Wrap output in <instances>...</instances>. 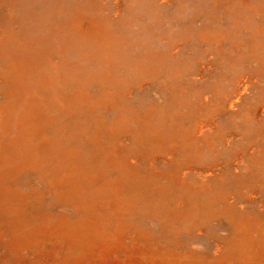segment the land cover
I'll return each mask as SVG.
<instances>
[{
  "label": "rangeland",
  "instance_id": "374dc122",
  "mask_svg": "<svg viewBox=\"0 0 264 264\" xmlns=\"http://www.w3.org/2000/svg\"><path fill=\"white\" fill-rule=\"evenodd\" d=\"M83 1L96 3L94 12L107 13L108 22L101 25L96 14L85 11L76 15L82 11L75 9L72 29L87 33L101 25L98 34L103 37L91 45L108 43L113 38L108 33L129 14L131 3ZM257 1L264 0H202L197 8L199 0H143L145 9L156 6L159 15H168L162 26L170 30L169 35L164 32L154 48L166 49L171 57L186 61L184 70L174 73L171 66L160 65L156 71L114 65L99 49L88 59H80L75 55L80 45L77 40L62 45L54 34L48 52L28 55L21 52L22 45L26 49L29 42L24 41L27 38L14 0H0V105L6 103L12 110L11 104L16 106L14 116L6 119L11 123L4 122L9 131L0 127V197L4 200L0 204V264H264V98L260 96L264 71L256 68L264 59V43L253 47L246 40L230 43L228 36L218 35L200 36L194 44L189 37L195 26L207 24L211 27L206 34L212 35L214 27L226 32L233 21L228 5L239 9ZM254 16L263 20L260 13ZM146 18L143 15L142 20ZM240 19L237 21L246 26ZM142 20L131 27L139 28ZM183 24L186 35L173 38V31H180ZM16 32L10 45L8 38ZM131 45L132 53L143 63L147 47L135 41ZM259 47V55L246 56L247 51L252 53L250 48ZM130 69L142 74H132ZM39 72L57 73L61 81L53 76L28 85V77ZM123 80L126 84L119 85ZM126 98L137 112L154 115L161 110L166 118L153 121L156 132L141 137L136 148L131 133L117 135L106 122L113 119L119 125L127 116L122 107ZM83 105L88 121H76L80 126L73 129L74 139L79 140L75 148L80 143L91 154L94 173L89 179L96 187L101 184L106 194L94 189L93 195L90 184L74 183L75 169L57 168L44 149L40 166L45 171L36 164L20 169V159L8 154L5 147L2 151L1 144L12 141L7 136L29 138L28 128L34 132L45 129L32 139L34 146L41 145L53 137L52 122L42 124L49 121L48 116L57 119L62 111L64 117L63 110L68 112V108L82 114ZM17 108L25 112L23 126L16 122ZM60 117L54 121L58 125L64 120ZM136 119L143 120L139 113ZM101 121L106 127L98 135L99 131H92ZM162 124L166 131L171 130L168 136L161 134ZM88 131L97 137H85ZM103 156L110 160L107 166ZM97 168L103 171L95 172ZM137 177L151 185L149 206L134 207L130 195L123 199L116 195V187L127 189V181H138ZM162 187L178 194L176 200L154 202ZM5 194L9 195L4 198ZM167 213L170 215L164 216Z\"/></svg>",
  "mask_w": 264,
  "mask_h": 264
},
{
  "label": "bare ground",
  "instance_id": "6f19581e",
  "mask_svg": "<svg viewBox=\"0 0 264 264\" xmlns=\"http://www.w3.org/2000/svg\"><path fill=\"white\" fill-rule=\"evenodd\" d=\"M129 3H131L129 14L127 16H125L123 19H121L119 22L115 23L114 28L111 30V32L108 33V35L110 33H113L112 40H110L108 43L100 42L99 45L92 46L91 45L92 42H98V40L102 39L103 34L99 35L98 33L103 28L101 25L104 23H107L108 18H109L108 14L105 12L100 13V14L94 12L95 7H96V5H94V4H96V3H93L90 1L84 2L83 0H14V4H15V7L17 9V15H18L17 19L20 20V23L22 24L21 31L23 30V34L26 36L27 39H29V40H27V39L24 40L26 42H29V46L25 49V47L22 45L21 52H25L28 55H33L35 53L37 55H42V53L48 52L47 51L48 49H46V48L51 45L49 43V41L51 39L53 41L54 37H55L54 35H56V37L58 38V41L62 45L68 40H71V41L77 40L80 43V45H78V52H75V55H78V57L80 59H88V57H90L94 53H97L95 51L97 49H99V50H102V54H103L102 56L108 57L113 62L114 65L115 64H118V65L125 64L127 67H130L131 65H139V66H142L144 69L156 70V71L160 70L161 67H170L171 66V67H173L174 73H181L180 69L184 70L185 62H186L185 60H183L181 58L171 57L167 51L164 52L166 49H164L163 51L162 50L159 51V50L154 48V44H155L157 39H161V36L165 35V33H168V35H169L170 30L169 29L166 30L162 26L164 23V20L168 16L167 13H165L166 16L159 15V9L156 6H151L150 8L145 9V7H143V4H144L143 0H129ZM201 3H202V0H199V4L197 5V8H199V6L201 7ZM88 4L90 6L89 10H87ZM227 8H228L227 11L231 12V14H233L231 16L233 18V21L231 24L227 25L226 32L224 30H221V33H220L218 31L220 29L214 27L210 30L212 35H209V33L208 34H206V33L210 29L211 26H208L207 23H206L207 25H204L200 28L195 26V28H194L195 30L193 31V33L191 32V35L189 36V37H191V39H192V37L194 38V39H192V42L194 44L199 43V37L200 36H201V38H208V37L210 38V37H216L218 35L228 36L231 39L230 43H232L233 41H236V39L238 41L246 40L250 43H253V47H256L258 42L264 43V1L263 2L257 1L254 5H247L246 7H241L239 9L234 8L232 5H228ZM75 9H80L79 11H82V12H78L76 15H78L80 13H84L85 11H88V13L92 12V13L96 14L101 25L95 27L94 30H92L91 32H87V33H78L77 31H75V29L73 30L71 25L72 24L74 25V22L77 18V16L73 15V13H72V11ZM177 12L178 13L182 12V7L179 8V11H177ZM255 13L256 14L260 13V15L263 16V20H260V21L256 20V17L254 16V15H256ZM143 15H147V18L142 20ZM240 18H242L247 23L246 26H244V24L241 25V23L239 21H237V20L242 21ZM140 20H142V21H141V25L139 26V28L134 29L131 27L133 24L137 23ZM75 26H76V24H75ZM183 26H182V29L180 31H177V32L173 31V33L175 34V35H173V33H172L173 38H175V37L179 38V35H181V34L186 35L185 34L186 24L185 25L183 24ZM3 29H5V27ZM246 29H248V32L245 33V31H244V33H243L242 30H246ZM239 32H241L242 35H239L238 34ZM4 33H5V31H4ZM17 35H18V33L16 32V33H13V35L10 38H8L9 42H11V43H9L10 45L14 44L15 36H17ZM88 39H91V41L89 42ZM129 40L130 41L132 40V42L135 41L137 43H141L147 47V50H145L147 55H146V59L143 63L135 56V54L132 53L133 52V47L131 45L132 42H130ZM30 42H32L33 44H31ZM101 43H103V44H101ZM249 50H251L252 53L247 51L246 52L247 57L252 56L253 54H257V55L260 54V53L258 54L260 47L254 48V49L250 48ZM248 53H250V54H248ZM107 60L108 59L103 60L101 62H104ZM160 65H161V67H160ZM256 68L264 71V59H261V62L257 65ZM129 72H132V74H136V75L142 74V73H133V72H136L133 69H130ZM54 74L56 76L51 75L49 73H40V72L35 73L31 77H28V79L29 78L30 79L27 80L28 82L26 81V83L28 85H31L32 83H34L36 81L43 83L44 81H47L46 79L48 77H53V76L56 79V82H60L61 80L59 79V77H57L58 74L57 73H54ZM63 74H65V73H63ZM60 75L62 76V74H60ZM66 75L68 76V73H66ZM230 78H232V77H230ZM116 80H117V78H116ZM232 81H233V79H230L229 83ZM118 84L121 86H124L126 83L123 80L122 83H118ZM28 85L26 86V89L29 88ZM212 92L214 93V91H212ZM12 94L14 97H16L15 91H13ZM260 96L262 98H264V89L261 92ZM124 97H126V96H124ZM77 98H81V97H77ZM10 100L13 101L12 98H10ZM28 100H30V99H28ZM126 100H127V98H126ZM48 101H49V99H48ZM11 105L14 107L13 110L6 103H4V105H0V127H2L4 131H6V130L9 131L8 129H10V127L4 122H7V123L10 122L6 119H8L10 116H14V112H15L14 110L16 109L15 108L16 106L14 104H11ZM54 105H58V103L54 104ZM122 107H124L126 109L125 113H127V116L130 118L131 122L133 120V123L129 124V122H128L129 119L127 116L123 117L122 121L119 120V125H116L113 121L111 122V120H113V119L108 120L106 122L107 123L109 122L111 127L115 128L114 130H115V133L117 132V135H120V134H122L121 132H125V131L131 133L135 139L134 148L137 147L138 140H140L141 137H142V139L144 137L146 139L150 135H152L153 132H156L155 128H154L153 121L155 122L157 120H163V121L166 120L165 114H163L164 113L163 111L155 110L154 115H153V113H152V115H150L148 111L147 112H144V111H141V112L138 111L137 112L131 106H129L128 100H127V103L126 102L123 103ZM24 108H25V106H24ZM73 108H75V107H73ZM129 108L131 109L132 113H129ZM17 109H19V108H17ZM83 109L86 110L85 105H83V107L81 108L82 114H78V110L72 109V108H68L67 109L68 112L66 110H63L66 113L64 115V117L62 115L63 114L62 111H60L61 114L57 115V119L61 118L60 116H62L64 120H63V122L59 123V125L57 122L56 123L54 122L56 117H55V119L54 118L52 119L48 116L47 119L49 121H45L42 124L47 125V124H50V122H52L50 127L52 128L53 137L48 139L47 141H43L41 143V145L38 144L37 146H34L32 144V139H33L34 133H36V135L40 136L43 132H45L44 131L45 129L42 128L41 131H38L39 129H36L34 132L30 128H28V130H30L29 138H28V136H26L24 138L23 135L22 136H18V135L7 136L12 141L9 142L7 146H5V143L1 144L2 151L4 150V147H5V149H7L8 154H14L13 156H15V158L20 159V169L28 168V166L31 168H34V166L32 167V165L36 164V166L39 169L45 171L46 168H44L43 166H40V164L43 162V160L41 158L43 157V149H44L48 152V155H50V157L52 158V159H48V161H51V163L53 161L54 165L57 166V168L64 169L65 167L68 166V167L75 169V173H78V175L77 174L74 175V177H73L74 183L90 184L89 187H90V190H92L93 195H95V193H96L94 191V189H97L99 192H103L104 194H106L104 191V187L101 184L98 185V187H96V186H94V183H96V182L89 179L92 177V174L94 173V170L92 168L93 163L89 164L91 161V157H92L91 154L89 152L88 153L85 152V150H83L82 145L80 143H79L78 148H75V145L79 140L76 141L74 139L75 133H74L73 129L76 126H80V125H77L76 121L78 119L81 120V118L85 122L88 121L85 119V116L87 113ZM24 113L25 112L21 111V110L17 113L18 116H17L16 122L18 124L20 122L19 125H22V126H23L22 118L24 116ZM138 113H139V116L143 119L142 125H141L142 121L139 122L136 119V116ZM137 118H139V117H137ZM135 120L138 121L136 124L134 123ZM16 122H15V124H16ZM106 122L105 121L99 122L96 125V129L92 132L99 131V132H97L98 135H100V133H103L100 130H104V128L106 127V125H105ZM53 123H55L56 125ZM163 123H165V122H163ZM203 123L204 124L207 123V125H208L209 122L208 121H206V122L202 121V124ZM52 125H53V127H52ZM113 125H115V126H113ZM32 126H34V124ZM164 126H165V124H162L159 127V129H160L162 135L168 136L167 131L169 132L171 130L167 129V131H166V128ZM90 131L86 132L85 137H88L87 135H89V136L91 135L92 138H95V136L97 137V134L92 135V132H90ZM40 138H42V137H40ZM40 149H41V151H40ZM70 154L73 155V158H71ZM44 160L46 161V158ZM83 161H86L85 164L83 163ZM102 162L106 163L105 165L107 166L108 163L110 162V160H108L107 157L103 156ZM100 171H103V168H97L95 170V172H100ZM149 173L150 172H148V174ZM46 174H48V173H46ZM82 180H84V181H82ZM111 180H109V181H111ZM137 180L138 181H132V180L127 181L128 182L126 184L127 189L126 188L124 189L121 187H116V195H118L121 199H123L126 195L127 196L130 195L128 199L130 200L129 201L130 204L134 207H136V206L140 207V206H142V204L144 206H146V205L149 206V203L151 205L152 202H150V201H151V198L153 196V193H149V191H148L151 189V185L149 184L148 181H145L141 177H137ZM92 184H93V187H92ZM111 184H113V183H111ZM180 186H182V185L180 184ZM186 187H188V186H186ZM187 189H190V188H187ZM148 193H149V196H148ZM186 193L190 194L188 191H186ZM218 193L220 194L219 191H218ZM156 194H158L160 197L159 199H158V197L153 198L154 202H156V203H157L156 200H159V202H161V201L165 202L167 200H176V198L178 197V194H172V192L170 190H168L166 187L158 188V191L155 193V196H156ZM8 195L9 194H5L3 196L5 198ZM174 196H176V197H174ZM201 197H203V196L201 195ZM214 197H218L217 193H215ZM2 201H4V200H2L0 197V204L2 203ZM82 201H84V200H82ZM46 202H48V201H46ZM106 202L107 201H102V204H106ZM198 203H199V200H198L197 204ZM0 208H2V207H0ZM153 208L155 209V206ZM198 208H199V206H198ZM164 212H167V211H164ZM237 212H239V211H237ZM144 214H145V212H144ZM169 215L170 214L167 213L164 216H169ZM197 220H196V222H197ZM143 223H144V221H143ZM160 224L162 225V223H160ZM148 233H150V232L148 231ZM153 233H152V235L155 234V233L154 234ZM181 237H183V236H181ZM164 240H165V238H164ZM157 242H159V240ZM187 242H188V240H187ZM163 245H165V244H163ZM21 264H23V263H21Z\"/></svg>",
  "mask_w": 264,
  "mask_h": 264
}]
</instances>
